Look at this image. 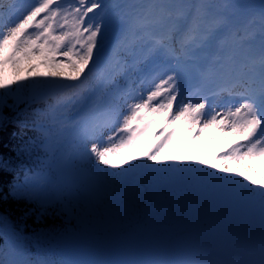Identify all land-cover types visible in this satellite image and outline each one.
I'll return each instance as SVG.
<instances>
[{
  "label": "snow or ice",
  "instance_id": "6c2138e0",
  "mask_svg": "<svg viewBox=\"0 0 264 264\" xmlns=\"http://www.w3.org/2000/svg\"><path fill=\"white\" fill-rule=\"evenodd\" d=\"M10 127L20 163L0 154V202L23 203L25 217L131 210L185 184L264 219L259 169L230 167L264 162V0H0V136ZM230 136L213 163L182 151ZM10 219L0 212V264H49ZM233 264H264V233L259 258Z\"/></svg>",
  "mask_w": 264,
  "mask_h": 264
},
{
  "label": "trees",
  "instance_id": "16d2710c",
  "mask_svg": "<svg viewBox=\"0 0 264 264\" xmlns=\"http://www.w3.org/2000/svg\"><path fill=\"white\" fill-rule=\"evenodd\" d=\"M24 74L25 69L20 75ZM3 78L9 83L15 79L11 77V67L6 66L4 68ZM13 131L15 129L10 127L7 132L0 136V154L9 157L12 160L13 168H15L20 161L15 157L13 146L20 142V138L13 136L11 134ZM29 135H32V133H29ZM25 162L31 163L28 160H25ZM160 197L167 202L154 197L150 203V207L147 209L146 199L138 201L131 210L123 207L129 211V218L126 221H123L124 219H122L119 208H116L114 213L117 212L118 215L115 221L118 223L119 228L114 227L111 232H144L145 235H149L148 239L150 244L158 243L159 237L162 240V237L169 236L170 232H173V235L167 242L168 244L181 239L185 240L190 232H193V230L199 227L198 222H202L201 217L196 216V212L193 210L185 211L184 215L178 214V208L175 204L176 198L170 192ZM114 208L112 203H106L93 211L90 216L76 213L75 218L84 216L85 219L90 218V220L105 219V216L109 215ZM25 211L26 206L23 203L10 200L0 202V212L6 213L11 218L9 222H19V228L23 233L24 244L34 258L46 260L49 264H70L71 260L69 258L72 260L73 258L68 254L67 249L62 247L63 242H68L82 234V229L75 226L74 223H67V214L58 213L53 215L49 213L46 217L37 218L35 215L23 216ZM144 211H148V213L143 218L142 214ZM150 212L152 216L147 217ZM169 220L172 224L166 227ZM120 223L122 224L121 228ZM7 239L5 233L0 231V246H3L7 242ZM94 244L93 246L95 248L98 247L97 242H94ZM105 251L108 253L107 250ZM94 258V264H102L96 256Z\"/></svg>",
  "mask_w": 264,
  "mask_h": 264
},
{
  "label": "rangeland",
  "instance_id": "374dc122",
  "mask_svg": "<svg viewBox=\"0 0 264 264\" xmlns=\"http://www.w3.org/2000/svg\"><path fill=\"white\" fill-rule=\"evenodd\" d=\"M30 1V0H27ZM236 2H241L240 0H236ZM261 3V0H260ZM259 2H250L248 4H253L257 8L260 5ZM247 4V3H246ZM33 63H38V61H33ZM10 66V65H9ZM27 63H25L24 69L27 68ZM11 67V66H10ZM24 69H21L19 74L22 73ZM38 70L41 72L48 71L47 68H45L42 64H39ZM17 70L13 69L11 67V77L17 79ZM235 138L236 136H232ZM231 138V139H233ZM231 139H222V140H216L212 141L207 139V137L199 139L193 143V145L189 148L182 149V151L186 152L187 155L189 156V159L195 161V160H207L209 163L215 162L213 157L217 154V148L219 146H227L228 143L230 142ZM200 149H203V151H200ZM142 148H138L136 150V155H139L140 152L142 151ZM170 153H166V155H169ZM230 167L234 171H241V170H250V167H255L256 169H259V171L254 173V178L257 180H264V162L256 163L255 165L252 166H244L241 164L233 163L230 165ZM185 184H177V185H164L162 186L161 189L164 188H170L172 190H180L183 188ZM190 186V185H188ZM210 214H209V219L208 222L205 226V228L200 231L197 236L198 239H205L208 236L212 235V230L216 227L223 226L227 223H230L232 221H240V225L242 228L244 227V232L240 233L237 232L235 239H239L238 241L235 240L234 244L231 245L230 247H225L226 250L220 251L218 254H221L218 258H222L221 256H228L237 259L238 257H246L249 259H258L259 254V248L260 246H257L255 241H251V243L248 242L249 235H250V230H251V224L256 220V225L255 228L253 229L254 234L253 236L255 237H261L262 233H264V222H262V217L261 215H257V211H252L248 212L246 210H241V209H233L225 205V211H222L221 209V201L219 200H211L210 199ZM72 214V213H70ZM241 228V227H239ZM87 238H82L74 242L71 246L73 248H78V249H83L87 246ZM201 247V246H200ZM197 244V246L192 247L190 251L195 250V251H200L202 250ZM117 252V251H116ZM136 252V251H135ZM127 251L126 254L123 255H117L119 258L116 259V255L113 257L112 261L110 264H119L120 259L124 260H132L138 256L137 253ZM176 263L178 262H184L188 261V257L186 256V251H180L174 252L173 253Z\"/></svg>",
  "mask_w": 264,
  "mask_h": 264
},
{
  "label": "bare ground",
  "instance_id": "6f19581e",
  "mask_svg": "<svg viewBox=\"0 0 264 264\" xmlns=\"http://www.w3.org/2000/svg\"><path fill=\"white\" fill-rule=\"evenodd\" d=\"M7 2H10V0H5V3H7ZM17 2L18 3H20V4H33V2H27L26 0H17ZM221 203H222V205H221V209H222V211H225V204L221 201Z\"/></svg>",
  "mask_w": 264,
  "mask_h": 264
}]
</instances>
